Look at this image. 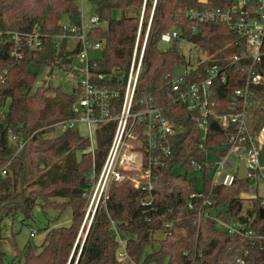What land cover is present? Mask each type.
Here are the masks:
<instances>
[{
	"label": "trees",
	"instance_id": "16d2710c",
	"mask_svg": "<svg viewBox=\"0 0 264 264\" xmlns=\"http://www.w3.org/2000/svg\"><path fill=\"white\" fill-rule=\"evenodd\" d=\"M207 2L211 6L228 4L225 0L95 2L96 14L100 22H106V27L96 25L88 34L102 42L101 56L92 60L96 63L94 68L102 72L129 70L142 19L138 53L148 26L149 31L138 90L154 95L181 130L172 138V154L165 158L164 165L153 169V189H138L130 179L112 181L96 210L88 213L91 219L81 238L79 232L84 229L88 194L99 176L91 173L94 169L99 173L116 123L98 128V146L94 152L87 151L91 139L76 129L54 134L52 124L74 116L72 106L78 94L45 82L37 86L38 75L29 69L31 63L63 66L72 59L68 55L78 52L79 47L68 49L67 38L56 40L58 35L66 33L64 17L70 24L81 23L78 1L0 0V31L4 32L0 40V106L10 99L7 115L0 121V165L8 164L9 168V175L0 178V245L6 216L20 212L24 220L33 218V209L39 205L46 214L55 211L49 222L56 223L67 207L72 209L70 225L46 226L44 242L41 245L29 242L22 256L10 264H123L118 255L121 246L116 228L127 235L126 259L136 264H264L261 200L253 198L246 208L238 197L249 188L250 178L235 175L228 184L213 183V162L203 171V189H197L196 179L188 176L193 170V160L204 161L212 152L221 158L227 154L228 149L219 147L226 132L210 130L207 142L201 147L197 120L184 103L171 95L167 83L177 65L191 62L176 44L161 49V35L178 28L181 37L191 41L193 22L185 16V10L204 8ZM114 9L121 11L119 18L113 17ZM9 31L37 35L40 45L32 48L22 36L23 54L15 58L11 55L14 41L6 35ZM198 33L200 38L194 46L211 54L213 59L239 51L238 46L224 47L211 41L215 33L227 34L231 40L238 38L227 25L200 24ZM257 71L264 73V56ZM228 73V81L218 85L215 98L221 112L228 111L234 89L246 79L237 65L230 66ZM262 90L264 94V86ZM77 151L82 152L80 157ZM11 156L14 158L9 160ZM178 166L185 169V175L175 172ZM197 191L203 195L191 198ZM151 195V204H143ZM223 205L227 207L225 213L219 209ZM218 219L228 224L239 223L243 226L241 232L220 228ZM159 231L168 234L158 237ZM2 255L0 249V264H4Z\"/></svg>",
	"mask_w": 264,
	"mask_h": 264
},
{
	"label": "built area",
	"instance_id": "2783aa9c",
	"mask_svg": "<svg viewBox=\"0 0 264 264\" xmlns=\"http://www.w3.org/2000/svg\"><path fill=\"white\" fill-rule=\"evenodd\" d=\"M225 1L228 4L212 6L207 2L204 8L187 9L184 14L193 22V35L199 34L200 24L227 25L231 31L238 34V38L231 40L228 46H238L239 51L231 52L222 59H213L211 54L202 51V55H198L195 62L185 64L187 68L182 73L177 74L174 70L167 83L170 85L171 95H175L176 100L184 103L190 113L194 109L199 110L200 116L194 118L200 129L201 147L208 140L209 131L212 130L210 124L213 121L221 126V132H226V137L219 147L228 151L222 157L220 168L213 172V183H230L238 174L242 161L248 170L247 178H250V184L238 197L242 201L259 197L260 208L264 209V165L259 160L260 154L264 152V73L257 71V65L264 56V0ZM99 23L97 14L90 18L87 25L63 23L66 33L56 38L59 42L70 36L77 39L76 47H79V50L68 55L67 58L72 59L64 66L75 72L72 91L78 94V97L72 106L74 116L52 124L54 131L61 133L68 129L78 130L83 137L91 139L87 151L94 152L98 146V128L109 122L116 123L105 161L98 174L95 169L91 173L99 176L88 194L90 200L87 214L96 210L112 181L122 182L130 179L136 188L151 191L155 178L153 169L157 165H164L165 158L172 154V138L181 130L165 113V107L154 95L138 90L149 26L144 44L138 53L141 19L128 71L102 72L94 68L96 63L92 62L94 59L89 57L86 50L88 45L102 49V42L88 35L90 29ZM3 34L4 32L0 31V40ZM6 35L9 40L14 41L11 55L15 58H20L23 54L20 49L22 36L28 40L30 47L37 48L40 45L37 35L20 34L17 31H9ZM180 38L181 31L173 28L162 33L161 42L172 46L177 44ZM247 60L251 62H246ZM232 65L239 66L246 74V79L241 86L234 89L228 111L221 112L215 100L217 88L219 84L228 81V70ZM101 81L107 83L101 84ZM81 127H85L88 132L83 134ZM228 162L231 164L225 171L222 168ZM213 163L215 166L216 162ZM191 164L194 169L204 171L211 162L206 157L204 161L193 160ZM8 169V164L0 165V178L9 175ZM260 183L263 188H260ZM202 195V191H197L190 197ZM152 197L149 196L142 203L151 204ZM189 205L193 206L191 201ZM218 226L231 232H241L243 227L237 222L228 224L223 219H218ZM36 232V229H32L31 237L35 236ZM167 234L168 231H159L156 236L164 237ZM116 238L120 243V250L122 249L119 255L126 258L127 235L116 228Z\"/></svg>",
	"mask_w": 264,
	"mask_h": 264
},
{
	"label": "rangeland",
	"instance_id": "374dc122",
	"mask_svg": "<svg viewBox=\"0 0 264 264\" xmlns=\"http://www.w3.org/2000/svg\"><path fill=\"white\" fill-rule=\"evenodd\" d=\"M80 11L82 13L81 16V24L87 25L90 21V18L96 14L95 9V1L94 0H77ZM112 15L114 18H119L121 16V11L119 9H114L112 12ZM63 23L69 25L70 22L68 18H63ZM99 25L103 28L106 27V22L101 21ZM211 41L215 43H220L224 47L228 46V44L231 41V37L227 34H220L215 33L211 37ZM77 44V39L75 37H68L67 38V47L69 50L75 49ZM196 43L180 38V40L177 42V47L179 50L185 55L186 59L190 60V62H195L198 55H202V51L199 47L194 46ZM93 45H88L87 52L90 58H99L101 56V49H95L92 47ZM159 46L161 49H168L171 45L169 43L160 42ZM224 48H222L223 51ZM187 65H177L175 68V72L177 74L182 73L184 70H186ZM29 69L38 75V80L40 82H45V84H51L54 86H61L63 90L67 92H72L73 86L75 83L74 77L75 72L69 71L68 68H66L64 65H36L34 63H31L29 65ZM10 104V99H7L5 104L0 106V121L7 115L8 108ZM85 130V131H84ZM80 131L83 134H86L87 129L85 127H81ZM88 132V131H87ZM54 134H57L59 132H53ZM13 141V139H11ZM81 151H77L78 157L81 155ZM232 161H234V156L231 157ZM222 158L217 155L216 153L212 152L208 155V161L209 162H216L214 166L213 172L215 173L218 168H220V162ZM260 163L264 165V152L260 154L259 157ZM228 165H225L222 169L227 171ZM175 172L178 174L185 175L186 171L183 167L178 166L175 168ZM212 173V175L214 174ZM189 178H195L196 179V188L201 190L204 187V172L200 169H194L191 170L188 173ZM260 188H263V184L260 183ZM245 207L247 208L250 205V201H243ZM220 210H222L224 213L227 211L226 206H220ZM88 211V210H87ZM90 212V211H89ZM214 213V211H213ZM56 214L55 211L49 210L48 214L45 213V211L39 206H35L33 209V218L25 219L23 215L18 212L15 216H6L3 220V238L1 240L0 249L3 252L2 255V261L4 264H10L11 261L15 258H20L22 256V251L25 248V246L31 242L36 245H41L44 242L45 236H46V226L53 227V226H67L70 225L72 222V209L71 207H67L58 221L56 223L49 222V216H52ZM92 215V214H91ZM90 217V216H89ZM88 217V214L86 213L85 218L83 220V227L80 229L79 235L81 238H83L87 231V226L90 222V219ZM32 229H36L37 232L35 236L31 237L30 232ZM14 234V235H13ZM122 250V249H121ZM119 250V253L121 252ZM150 250V249H149ZM119 258L123 260V264H136L133 261H129L126 258H122L119 255ZM125 260V261H124ZM142 264V263H140ZM155 264V263H150Z\"/></svg>",
	"mask_w": 264,
	"mask_h": 264
},
{
	"label": "water",
	"instance_id": "95a60500",
	"mask_svg": "<svg viewBox=\"0 0 264 264\" xmlns=\"http://www.w3.org/2000/svg\"><path fill=\"white\" fill-rule=\"evenodd\" d=\"M95 2H98L99 0H94ZM199 38H200V36H199V34H195V35H193L192 37H191V41L192 42H197L198 40H199ZM40 84H41V82L40 81H38L37 82V86H40ZM191 114H192V116L193 117H199L200 116V113H199V110L198 109H194V110H192L191 111ZM210 128L212 129V130H217V131H222V128H221V126L216 122V121H213L211 124H210ZM14 158V156H11V157H9V160H11V159H13ZM247 172H248V170L245 168V166H244V163L241 161L240 162V165H239V169H238V177L239 178H247ZM23 177H24V173H23V175H22ZM23 191V190H22ZM259 213H260V216L262 217V218H264V209L263 208H260V210H259ZM263 228L264 227H262L261 228V233H263Z\"/></svg>",
	"mask_w": 264,
	"mask_h": 264
},
{
	"label": "crops",
	"instance_id": "0c3cea01",
	"mask_svg": "<svg viewBox=\"0 0 264 264\" xmlns=\"http://www.w3.org/2000/svg\"><path fill=\"white\" fill-rule=\"evenodd\" d=\"M230 164H231L230 162L227 163V165H229V166H230Z\"/></svg>",
	"mask_w": 264,
	"mask_h": 264
}]
</instances>
